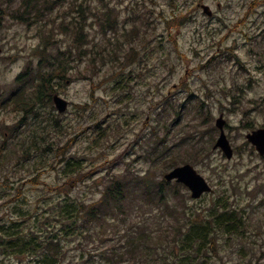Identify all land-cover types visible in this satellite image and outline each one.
Instances as JSON below:
<instances>
[{
    "label": "rangeland",
    "instance_id": "obj_1",
    "mask_svg": "<svg viewBox=\"0 0 264 264\" xmlns=\"http://www.w3.org/2000/svg\"><path fill=\"white\" fill-rule=\"evenodd\" d=\"M111 1L125 44L119 65L78 61L52 95L67 100L68 110L60 114L52 102L24 115L1 102L30 61L36 72L43 38L55 40L56 51L71 45L73 35L28 26L16 19L13 0H0V232L9 222L23 223L14 213L20 206L47 218L45 234L64 246L62 264H183L180 234L197 224L212 233L196 251L198 263L264 264V157L246 139L264 128V0ZM86 32L89 53L93 38H104L90 12ZM222 114L232 160L213 149ZM173 156H192L213 191L193 200L173 181L160 204L149 201L146 183H135L119 210L101 221L83 214L72 226L55 211L66 192L92 206L112 177L150 175L160 183ZM72 157L81 171L71 187L61 161ZM39 257L0 256V264H36Z\"/></svg>",
    "mask_w": 264,
    "mask_h": 264
},
{
    "label": "trees",
    "instance_id": "obj_2",
    "mask_svg": "<svg viewBox=\"0 0 264 264\" xmlns=\"http://www.w3.org/2000/svg\"><path fill=\"white\" fill-rule=\"evenodd\" d=\"M17 1L13 0L12 2L16 19L28 26L37 25L43 31L50 27V32L57 36L72 34V43L66 49L58 47L56 51H52L55 47V40H48V36L43 38L39 51L35 55L38 59V64L35 66V68L38 66L36 72L35 69L32 71L30 61L26 70L16 78V90L5 100L6 103L1 102V105L5 104L8 108L22 112L24 115L32 113L39 105H52L53 93L59 92L55 88V85L58 86L57 80L69 78L71 71L77 67L78 61L83 63V60L89 58V65L96 68H98L97 66L99 68L101 66L111 68L119 65V48L122 50L125 44L119 41V18L114 17L115 9L111 6V0H89L93 4L97 2V4L89 7L85 6L88 0H81L79 3H77V0H21L18 7H16ZM88 12L91 13L93 19L99 25L104 37L102 42H96L94 38L92 41L90 40L94 49L91 48L89 53L87 48L88 34L86 32ZM55 19L60 21L58 25H56ZM178 20L179 18L172 20L168 28H171ZM126 37L127 34L124 35V39ZM128 38L130 42L133 41V37L128 36ZM115 61L117 65H114L116 64ZM21 123L22 120L19 124ZM162 153L165 154L166 151L160 154ZM166 160V165L169 168L178 166L180 163L197 165V161L192 156H173ZM63 161H65L63 172L67 178H73L67 180L66 183L71 186L76 179L75 175L81 171L80 164L73 157L61 162ZM135 183H146L145 190L148 191V198L152 203H166L169 183L165 181L152 183L150 175L144 176L140 180L125 176L124 180L112 177L107 183L102 197L92 203V206L87 207L84 203L71 200L70 195L66 192V200L61 203L60 210L55 211L61 218L64 219L65 217V219L71 221L72 226L78 224L83 214L88 215L91 221H101L103 218L113 216L115 211L119 210L121 203L127 198L126 194L132 192L130 185H135ZM138 188L142 190L140 186ZM14 213L23 223L9 222L8 227L3 226V230L0 232V256L13 257L30 254L40 256L36 259V264H62L61 256L64 254V246L56 235L47 236L45 234L44 230L48 227L47 222H45L47 218L45 219L44 216L43 219L40 216L33 215L31 210H23L20 206L19 208L15 207ZM223 215H226V213L219 214L216 219L219 230L223 226L221 220ZM26 223H29V225L26 226ZM236 230L237 227L234 228V231ZM210 231L213 234L216 232L215 230ZM211 235L212 233L209 230L207 231L205 227L202 228L197 224L187 225V231L180 234L182 236L180 251L186 252V256L180 258V261L183 264H200L198 263L199 258L196 251L200 253L201 248H203L201 243ZM143 237L144 241H147L148 237L145 233ZM191 252H195V256H190ZM87 264L102 263L87 262ZM106 264L115 263L109 261Z\"/></svg>",
    "mask_w": 264,
    "mask_h": 264
},
{
    "label": "water",
    "instance_id": "obj_3",
    "mask_svg": "<svg viewBox=\"0 0 264 264\" xmlns=\"http://www.w3.org/2000/svg\"><path fill=\"white\" fill-rule=\"evenodd\" d=\"M203 9L206 14H208L209 16L212 15L209 7L203 6ZM53 102L60 113H64L67 111L69 102L63 99L61 96H53ZM225 124L226 121L224 120L223 115H221L216 122V126L220 129L221 133L214 146V149H221L228 159H232L233 149L230 141L225 134ZM247 139L256 147L260 155L264 156V129L253 131L252 133L247 135ZM165 179L169 182L175 180L178 183L185 185L190 190L193 199H199L204 193L211 192V188L208 185L207 181L200 174H198L195 168L190 164H186L173 169L171 172L165 175Z\"/></svg>",
    "mask_w": 264,
    "mask_h": 264
}]
</instances>
